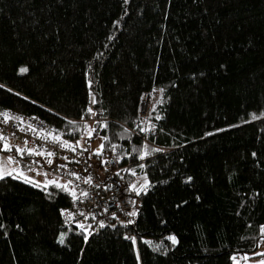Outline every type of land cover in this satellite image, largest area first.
<instances>
[{"label": "trees", "instance_id": "1", "mask_svg": "<svg viewBox=\"0 0 264 264\" xmlns=\"http://www.w3.org/2000/svg\"><path fill=\"white\" fill-rule=\"evenodd\" d=\"M0 85V114L79 141L99 176L96 147L120 157L137 213L86 236L69 188L6 175L0 264H244L264 242V0H0Z\"/></svg>", "mask_w": 264, "mask_h": 264}, {"label": "built area", "instance_id": "2", "mask_svg": "<svg viewBox=\"0 0 264 264\" xmlns=\"http://www.w3.org/2000/svg\"><path fill=\"white\" fill-rule=\"evenodd\" d=\"M44 128L43 122L37 116H22L12 113L9 117L0 118V136L7 137L12 143L42 152L46 156H48V152H52V156H59L64 161L73 162V165H67L65 162L64 164L52 162L44 166L42 162L40 163L34 158L23 160L65 180L70 192L74 190L76 197H79L77 199L73 196L71 206L62 211L61 220L70 223L77 219H85L93 229L101 226V223L107 218L112 217L117 218L123 224L128 223L132 219L128 213L135 210L133 198L123 192L120 185L111 181L114 174L123 169L124 166L120 165L122 159L114 154L106 155L104 150L96 147L95 150L99 149L102 155L100 158L102 170L100 172L105 173L103 176H106L101 177L83 149L76 147V150L72 151L62 147L60 142H55L48 137L45 139ZM88 177L92 178L91 184L85 183ZM84 192H87L88 195L84 196L82 194Z\"/></svg>", "mask_w": 264, "mask_h": 264}, {"label": "rangeland", "instance_id": "3", "mask_svg": "<svg viewBox=\"0 0 264 264\" xmlns=\"http://www.w3.org/2000/svg\"><path fill=\"white\" fill-rule=\"evenodd\" d=\"M158 95L154 94L153 97L151 98V101L157 100ZM147 107V101L144 102L143 108L146 109ZM144 109V111H145ZM96 144H99V139H97V143H94L92 147H94ZM9 157H12L10 160ZM0 171L4 173V176L9 175L8 173H11V176L17 177L19 179H23V176L20 175L23 173L27 177H29L33 183L32 184H37L41 186H45L47 184L51 185V183H48L49 181H55V185H62L63 181L56 177L53 174L50 173H44L41 170L34 169V168H28L20 165L18 160L15 159L14 153L9 152L8 154H0ZM142 182H144V178L141 177L139 178ZM77 227L80 229L84 230L85 235H89L90 232L93 231V229L90 228V226L87 224L85 219H77L74 223ZM101 224H104L103 222ZM83 225V228L81 227ZM61 236L64 237V234ZM60 236V240H61ZM259 253H264V242L259 244L258 250L254 254H245L243 257L238 256L235 258V263H244V264H258V261L264 259V256L259 255ZM245 257H249V259H245Z\"/></svg>", "mask_w": 264, "mask_h": 264}, {"label": "snow or ice", "instance_id": "4", "mask_svg": "<svg viewBox=\"0 0 264 264\" xmlns=\"http://www.w3.org/2000/svg\"><path fill=\"white\" fill-rule=\"evenodd\" d=\"M20 72H21V73H26V72H27V69H26V68H21V69H20ZM0 87H3V85H0ZM89 87H91V81H89ZM161 91H162V90H161ZM95 102H96V101H95V98L93 97V99H92V103H95ZM87 111H88L89 114L92 113V109H91V108H89ZM0 115H4L5 117H7L8 114H7V113H2V114H0ZM262 117H264V113L261 114V117H257L255 114H252V120H255V119H258V118H262ZM157 119H159V117H157ZM69 123L72 124V123H75V122H73V121H69ZM85 127H87V126H85ZM105 127H107V125H105ZM33 131H35V130H33ZM94 131H95V129H92V130H90V131L87 133L89 139L91 138L92 132H94ZM142 131H143V130H142ZM48 135H52V134H51V133L46 134L44 138L46 139ZM52 139H53V141H55V142H60L62 147L69 148V149H71L72 151H75V150H76V145H79V143H80L79 141H77V142H76V145H73V144L69 143L68 141H61V137L58 136V135H53V136H52ZM0 140L4 141L3 149H4L5 151H11V147H10V145H9V143H8V139H7V137L0 136ZM103 147H104V146L101 145V149H102ZM84 150L86 151L87 149H84ZM18 151H19L21 154H23V152H24L25 150H24L23 148H21V149H18ZM28 154H29V155H33V154H35V155H44V153L39 152V151H36L35 149H29V150H28ZM96 154H97V155L100 154V150H99V149L97 150ZM47 155H48V156H52L53 153H52V152H48ZM146 155H147V153H146ZM253 155H255V153H253ZM143 158H144V157H141V159H143ZM9 159L11 160L12 157H9ZM65 159H67V157H65ZM48 163L51 164V163H52V160H48ZM61 167H63V165H61ZM8 174L11 175V173H8ZM133 174H134V173H133ZM20 175L23 176V179H24V181H25L26 183H33V181H32L29 177H27L26 175H24L23 173H21ZM74 175H75V174H74ZM3 178H4V173H3L2 171H0V179H3ZM77 179H80V177H77ZM188 179L191 180L190 177H189ZM48 183L55 184V181H49ZM69 183H71V182H69ZM85 183L91 184V183H92V178H91V177H88V178L85 180ZM57 186L63 188L65 191H68V187H67V185H57ZM45 187H47V184L45 185ZM133 189L135 190V185H133ZM71 194H72L74 197H76V193H75L74 190L71 191ZM82 194H83L84 196H87V195H88L87 192H84V193H82ZM137 194H138V195L140 194V193H139V190H137ZM76 198L79 199V197H76ZM81 215H83V213H81ZM128 215L134 217V216L137 215V213H136V212H130V213H128ZM128 223H134V221H131V220H130ZM103 226H104V225L102 224L101 227H103ZM81 227L83 228V225H81ZM126 238H128V237H126ZM85 239H87V237H85ZM131 239H132L133 243H135V237H132ZM170 239H172L173 243L176 242V240H175L174 237H170ZM60 242H61V243L64 242V237H63V236H61V240H60ZM259 255L264 256V253H259ZM233 259L235 260V257H234ZM245 259H249V257H245ZM258 264H264V259L258 261Z\"/></svg>", "mask_w": 264, "mask_h": 264}, {"label": "crops", "instance_id": "5", "mask_svg": "<svg viewBox=\"0 0 264 264\" xmlns=\"http://www.w3.org/2000/svg\"><path fill=\"white\" fill-rule=\"evenodd\" d=\"M62 181H63V180H62ZM62 185H67V184L63 181Z\"/></svg>", "mask_w": 264, "mask_h": 264}, {"label": "water", "instance_id": "6", "mask_svg": "<svg viewBox=\"0 0 264 264\" xmlns=\"http://www.w3.org/2000/svg\"><path fill=\"white\" fill-rule=\"evenodd\" d=\"M117 224H120L122 226V222H118Z\"/></svg>", "mask_w": 264, "mask_h": 264}]
</instances>
